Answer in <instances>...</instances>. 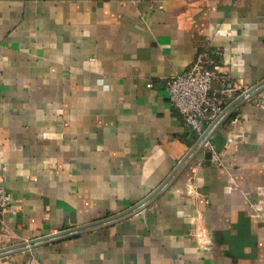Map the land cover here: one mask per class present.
Returning <instances> with one entry per match:
<instances>
[{"label": "crops", "instance_id": "obj_1", "mask_svg": "<svg viewBox=\"0 0 264 264\" xmlns=\"http://www.w3.org/2000/svg\"><path fill=\"white\" fill-rule=\"evenodd\" d=\"M206 42L260 83L264 0H0V249L115 216L170 176L198 138L165 78ZM218 132L211 163L206 146L138 213L0 264H264V90Z\"/></svg>", "mask_w": 264, "mask_h": 264}, {"label": "built area", "instance_id": "obj_2", "mask_svg": "<svg viewBox=\"0 0 264 264\" xmlns=\"http://www.w3.org/2000/svg\"><path fill=\"white\" fill-rule=\"evenodd\" d=\"M222 55V52H212L211 43L206 42L189 69L165 78L171 105L211 150L214 145L207 139V130L212 131L221 121L228 106L227 100H236L249 89L239 85L230 66L221 59ZM12 200V193L0 185V223L3 225H6L4 216Z\"/></svg>", "mask_w": 264, "mask_h": 264}, {"label": "water", "instance_id": "obj_3", "mask_svg": "<svg viewBox=\"0 0 264 264\" xmlns=\"http://www.w3.org/2000/svg\"><path fill=\"white\" fill-rule=\"evenodd\" d=\"M263 90H264V80H262L257 85L249 88L245 94L240 95L235 101H233L232 104H230L226 108L224 114L222 115L221 121L216 125V127L212 131L209 129L207 130L206 132L207 139L213 142L214 150L216 152H221L224 149L225 144H226L225 137L218 132L221 126L231 117V115L237 110V108H239L245 101L249 100L250 98L255 97ZM195 138H198L196 144L192 147L191 151L187 154V156H185V158L180 162V164L176 167V169L170 174V176L158 188H156L149 196L144 198L139 203L133 205L131 208L115 216H111L103 220L93 222L91 224L82 225V226H78V227H75L69 230H65L54 236H43V237H39V238L33 239L28 242L20 243V244L10 246L7 248H2L0 249V258L13 255L21 251L29 250L30 248L41 245L42 243L51 242L61 237H70V236H74V235H77L85 231H89V230H92L98 227H102L110 223H113L115 221L124 219L135 213H138L140 210L144 209L150 202H152V200H154L159 195V193H161L171 183V181L174 179V177L176 176L178 171L181 169V167H184L185 165L190 163L195 158V156L204 149V147L206 146V141H204L203 138L198 137V135H196ZM204 154H205V158L207 159V162L211 163L213 151L206 150Z\"/></svg>", "mask_w": 264, "mask_h": 264}]
</instances>
